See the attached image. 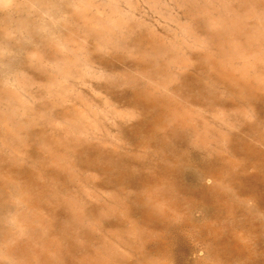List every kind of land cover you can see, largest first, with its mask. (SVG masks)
Returning <instances> with one entry per match:
<instances>
[{
    "label": "rangeland",
    "instance_id": "rangeland-1",
    "mask_svg": "<svg viewBox=\"0 0 264 264\" xmlns=\"http://www.w3.org/2000/svg\"><path fill=\"white\" fill-rule=\"evenodd\" d=\"M0 195V264H264V0H0Z\"/></svg>",
    "mask_w": 264,
    "mask_h": 264
},
{
    "label": "bare ground",
    "instance_id": "bare-ground-1",
    "mask_svg": "<svg viewBox=\"0 0 264 264\" xmlns=\"http://www.w3.org/2000/svg\"><path fill=\"white\" fill-rule=\"evenodd\" d=\"M6 191H9V188H6ZM5 209H6V198L1 197V195H0V218L2 217ZM14 264H16V263H14Z\"/></svg>",
    "mask_w": 264,
    "mask_h": 264
}]
</instances>
